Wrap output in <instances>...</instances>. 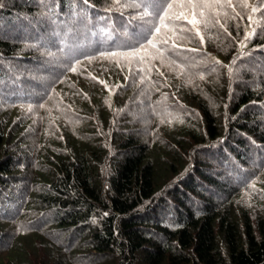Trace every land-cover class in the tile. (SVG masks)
<instances>
[{
    "label": "trees",
    "instance_id": "trees-1",
    "mask_svg": "<svg viewBox=\"0 0 264 264\" xmlns=\"http://www.w3.org/2000/svg\"><path fill=\"white\" fill-rule=\"evenodd\" d=\"M137 2L0 0V264H264V0Z\"/></svg>",
    "mask_w": 264,
    "mask_h": 264
},
{
    "label": "snow or ice",
    "instance_id": "snow-or-ice-1",
    "mask_svg": "<svg viewBox=\"0 0 264 264\" xmlns=\"http://www.w3.org/2000/svg\"><path fill=\"white\" fill-rule=\"evenodd\" d=\"M86 2V0H85ZM234 8L235 6L228 0L226 5L220 4V0H181V2L174 3L173 0H140V2L128 5L134 8H143V11L138 14V18L143 22L144 29L141 32V38L137 39L135 44H129L127 50L116 51H102L99 53V57L108 60H116L119 62V58L131 62L133 60L144 62L146 57L150 55L148 48L156 49L159 51V45L168 43L167 33H161V26L167 28L169 24L176 25L178 22H186L192 25V28L182 27L179 29L181 32H192L195 29V33H199V29L196 28L198 23L209 24L210 20L205 18V10H208L209 15L216 9L217 6ZM242 7H250L248 4H242ZM151 9V10H149ZM180 9H189L191 11L192 19L189 20L188 15ZM252 12H256L257 8L252 7ZM218 16L219 13H216ZM199 17L200 19H197ZM249 21H252V17H248ZM167 21V23H166ZM108 38L111 35L108 34ZM250 36L246 35L245 39H249ZM201 41L204 37L200 36ZM96 57L86 56L85 59L91 61ZM76 64H80L81 61L77 59ZM71 71H76V68H71ZM103 83V81H101ZM43 107V105H40ZM31 111V106H29Z\"/></svg>",
    "mask_w": 264,
    "mask_h": 264
}]
</instances>
